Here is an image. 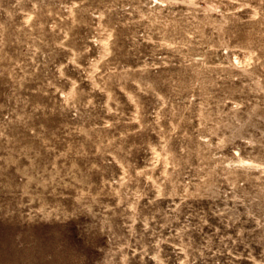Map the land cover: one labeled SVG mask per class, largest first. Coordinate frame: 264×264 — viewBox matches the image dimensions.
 Returning <instances> with one entry per match:
<instances>
[{
    "label": "rangeland",
    "instance_id": "1",
    "mask_svg": "<svg viewBox=\"0 0 264 264\" xmlns=\"http://www.w3.org/2000/svg\"><path fill=\"white\" fill-rule=\"evenodd\" d=\"M0 264H264V0H0Z\"/></svg>",
    "mask_w": 264,
    "mask_h": 264
},
{
    "label": "bare ground",
    "instance_id": "2",
    "mask_svg": "<svg viewBox=\"0 0 264 264\" xmlns=\"http://www.w3.org/2000/svg\"><path fill=\"white\" fill-rule=\"evenodd\" d=\"M239 160L242 162V163H248V164H251V165H253V166H255V164H253L252 162H250V160H245V159H243V158H239ZM257 166V165H256Z\"/></svg>",
    "mask_w": 264,
    "mask_h": 264
}]
</instances>
